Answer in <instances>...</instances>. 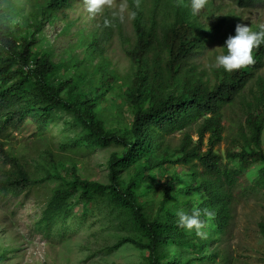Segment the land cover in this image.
I'll use <instances>...</instances> for the list:
<instances>
[{
  "label": "trees",
  "instance_id": "1",
  "mask_svg": "<svg viewBox=\"0 0 264 264\" xmlns=\"http://www.w3.org/2000/svg\"><path fill=\"white\" fill-rule=\"evenodd\" d=\"M125 1L129 12H135L129 18L134 35L126 49L136 66L134 115L130 126L112 130L97 109L99 98L111 89L107 87L96 96L76 92L63 74L71 67H84V60L71 56L60 64L39 41L19 40L0 0V141L29 123L36 133L46 132L56 121V111L63 110L82 126V133L66 147L79 152L117 148L108 159L109 181L104 183L82 178L76 168L70 178L52 173L35 178L2 144L0 200L16 199L33 186L57 180L34 224L47 240L65 241L99 221L101 215L118 214L125 220L132 218L143 232L147 264H214L219 252L211 249L231 224L239 176L260 163L252 187L264 188V43L253 49V63L230 72L216 67L211 83L198 75L191 60L220 38L224 19L206 25L186 0ZM78 2L37 0L31 11L49 22L52 18L68 20L69 11ZM237 2L243 9L264 4V0ZM113 18L108 19L113 22ZM103 36L91 34V40L87 35L82 39L86 63L89 58L101 57L93 65L99 71H107L98 49ZM95 72L90 73L97 75ZM105 79L101 78V84L110 86ZM248 84L251 99L245 102L244 144L238 151H227L225 160L215 150L224 137V109L242 96ZM190 127H194L196 141L186 132L176 147L168 145L170 135ZM175 165L185 169L182 175L177 170L169 173ZM156 180L164 184L152 216L156 193L152 184ZM193 209L201 210L203 238L177 223L178 210ZM204 209L213 215L206 217ZM261 232L264 236V224Z\"/></svg>",
  "mask_w": 264,
  "mask_h": 264
},
{
  "label": "rangeland",
  "instance_id": "2",
  "mask_svg": "<svg viewBox=\"0 0 264 264\" xmlns=\"http://www.w3.org/2000/svg\"><path fill=\"white\" fill-rule=\"evenodd\" d=\"M122 2L126 3L125 0H112L111 7L106 5L101 13L90 15L84 0H79L69 11L68 20L52 18V22H49L31 11L37 0H2V7L12 18L13 32L19 40L28 38L39 41L38 45L48 50L57 63L65 62L71 56L78 61L84 60V67H71L63 74L76 92L82 90L87 95L96 96L107 87L111 89L107 95L99 98L97 109L106 127L112 130L130 126L134 115L136 66L126 53L134 35L128 7L122 21L117 17L118 20L113 18L108 26L104 25V19L112 17L111 13ZM186 3L190 6V0H186ZM197 15L206 25H214L224 19L220 38L191 60L198 75L212 83L217 51L222 50L221 46L229 35L235 34L238 23L254 29L264 23V4L243 9L237 0H206ZM40 21L42 31L38 33L36 28ZM91 34L104 35L98 49L105 57L103 64L107 71L93 67L101 59L100 56L85 62L86 49L82 39L87 35L91 40ZM93 70L98 74L92 75L90 72ZM105 76L110 86L101 84V78ZM249 86L245 87L242 96L224 109V137L215 150L225 160L227 151H238L244 144L241 130L246 126L245 102L251 99ZM56 113V121L46 132L36 133L29 123L20 131L6 135L0 145L3 144L6 151L18 156L35 178L47 173L70 178L72 169L76 168L82 178L108 182V159L117 148L109 146L79 152L66 147L82 133V126L65 111L57 110ZM186 132L194 141L197 140L194 127H190L170 135L168 145L176 147ZM260 166V163H255L238 178L231 224L211 249L219 252L214 264H264V236L261 232V225L264 224V188L252 187ZM174 170L182 175L185 169L175 165L169 173ZM126 175L122 173L123 177ZM185 181L188 182V179L185 178ZM57 183V180H50L33 186L16 199L0 200V264H147L148 249L143 232L132 218L125 220L118 214L101 215L99 221L62 242H52L39 235L34 224ZM163 184L158 180L152 184L156 192L150 211L152 216L156 214Z\"/></svg>",
  "mask_w": 264,
  "mask_h": 264
},
{
  "label": "clouds",
  "instance_id": "3",
  "mask_svg": "<svg viewBox=\"0 0 264 264\" xmlns=\"http://www.w3.org/2000/svg\"><path fill=\"white\" fill-rule=\"evenodd\" d=\"M86 9L90 15L101 13L104 6L111 7L112 0H84ZM206 4V0H190L192 13L195 15ZM127 7L126 3H120L118 9L111 13L112 17H118L121 21L124 19V11ZM129 18L135 16V12L128 13ZM110 20L104 19V25L108 26ZM264 43V23H260L254 29L250 25L238 23L235 27V34L229 35L222 50H218L214 58V67H222L226 72L247 66L254 62L253 49ZM206 217H211L212 212L207 209L203 210ZM177 223L180 227L187 231H195V234L204 237L206 233L203 231L205 226L204 220L201 219V210L193 209L191 212L178 210Z\"/></svg>",
  "mask_w": 264,
  "mask_h": 264
}]
</instances>
